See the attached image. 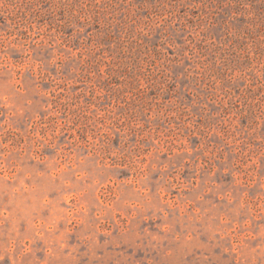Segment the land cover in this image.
I'll return each mask as SVG.
<instances>
[{
    "label": "rangeland",
    "instance_id": "374dc122",
    "mask_svg": "<svg viewBox=\"0 0 264 264\" xmlns=\"http://www.w3.org/2000/svg\"><path fill=\"white\" fill-rule=\"evenodd\" d=\"M0 264H264V0H0Z\"/></svg>",
    "mask_w": 264,
    "mask_h": 264
}]
</instances>
